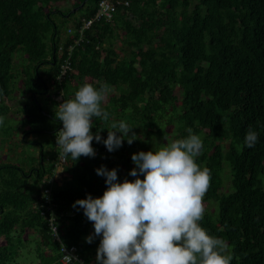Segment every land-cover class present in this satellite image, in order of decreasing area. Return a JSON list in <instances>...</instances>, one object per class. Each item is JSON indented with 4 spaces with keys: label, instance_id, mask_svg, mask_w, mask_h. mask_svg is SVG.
<instances>
[{
    "label": "trees",
    "instance_id": "obj_1",
    "mask_svg": "<svg viewBox=\"0 0 264 264\" xmlns=\"http://www.w3.org/2000/svg\"><path fill=\"white\" fill-rule=\"evenodd\" d=\"M128 1L79 40L80 26L99 0H75V9L91 6L72 21L74 9L62 10L65 0H0V153L3 147L11 152L0 154V264H16L28 230L39 238L37 264H62V245H76L86 264H97L101 237L86 242L93 224L83 209L73 208L76 200L106 190L96 169L115 168L120 182L135 180L129 175L135 149L155 151L186 138L189 128L203 141L196 162L211 176L201 227L227 243L230 264H264V0H197L192 7L191 0ZM66 58L70 68L58 79ZM85 83L118 92L101 106L109 120L93 118V133L105 128L101 136L107 139L109 124L123 120L138 138L131 145L125 139L113 152L94 139L98 154L78 161L69 156L57 171L63 181L51 185L47 179L59 157L56 133L63 125L54 110L45 109L58 105L50 90L72 99ZM15 92L31 101L20 109L25 115L14 119L7 113ZM249 127L258 134L252 148L244 142ZM21 129L20 141L11 142ZM32 132L50 134V147L28 139ZM166 135L173 136L170 142ZM18 144L36 145L39 154L25 159L15 151Z\"/></svg>",
    "mask_w": 264,
    "mask_h": 264
},
{
    "label": "clouds",
    "instance_id": "obj_2",
    "mask_svg": "<svg viewBox=\"0 0 264 264\" xmlns=\"http://www.w3.org/2000/svg\"><path fill=\"white\" fill-rule=\"evenodd\" d=\"M108 92L107 84L97 89L85 83L74 98L55 106V119L63 125L56 133L61 158H94L99 152L92 146L94 139L105 145V151L113 152L125 139L131 145L138 138L123 120L109 124L107 139L101 136L105 128L93 133L94 117L102 122L109 120V113L101 107ZM3 123L4 117H0V125ZM187 132L186 138L155 151L134 153L131 159L136 167L129 175L135 180L120 182L115 168L96 169L97 175L105 178L106 190L101 197L88 194L76 200L73 208L83 209L93 224L94 233L86 237V242L91 244L101 237L97 264H230L227 243L209 235L199 223L211 176L209 169L196 162L203 148L201 137L191 128ZM257 140V132L249 127L245 145L252 148Z\"/></svg>",
    "mask_w": 264,
    "mask_h": 264
},
{
    "label": "rangeland",
    "instance_id": "obj_3",
    "mask_svg": "<svg viewBox=\"0 0 264 264\" xmlns=\"http://www.w3.org/2000/svg\"><path fill=\"white\" fill-rule=\"evenodd\" d=\"M75 0H65V3L67 5H64V4H61V6H65V8H62V10H73L74 9V12L72 13V15L70 16V21H72L73 19H77L79 17H81L83 15V13L85 12V10H87L88 7L91 6L90 3H86V6L85 8L83 9H75L73 8L72 6V3L74 2ZM197 0H191V5L190 7H192L194 5V3L196 2ZM55 4H58V3H55ZM72 6V7H71ZM60 20V27H61V31H63V28L65 26L64 23H62L61 19ZM68 28L71 27V23L67 25ZM71 29V28H70ZM118 32H120V29H117ZM66 34V32H64L62 34V37ZM83 36H84V32L81 34V37L79 38V40L83 39ZM119 37H122V35H120ZM119 37H116L115 38V41L117 42L120 38ZM115 42V43H116ZM61 52V49H59V53ZM120 55L121 52H120ZM15 64L18 65L19 69H21L20 67V64L21 62L19 61V59H15ZM116 90V91H115ZM52 92V95L50 94V98L51 99H54L55 101H58V104L61 103V100L64 99V96L62 95L63 92L62 90L59 91L58 94H55L51 88L50 90ZM177 91V90H176ZM179 92V93H178ZM115 93V95H117V89H115L114 87H111L110 88V92L108 93L107 95V98L109 97L110 94H113ZM178 94H180V91H177ZM15 95V98L13 100H11L10 104H11V109L9 110V113L8 116L9 117H12V118H17L19 117L20 115L21 116H24L25 113L24 111L22 112L20 109H23V105L25 103H29L31 101L30 99V96L27 95L26 93L24 92H18V93H14ZM45 97V94L42 95V98ZM42 98L40 97L39 100L41 101ZM106 98V99H107ZM102 104H104V101L101 103V106ZM30 105V104H29ZM54 102H50L48 107H46L45 109L48 108V110H54ZM31 108V107H30ZM26 109V112H28V110L30 109ZM42 115H39V117H41ZM20 118V117H19ZM46 123L49 125V126H52L51 123H49V120L46 118ZM28 126H24L22 129L24 128H27ZM17 132L16 136H14V138L11 139V142H19L20 141V136H21V131ZM172 137L173 136H170V135H166L165 138H164V141L166 142L167 138H169L168 142H170L172 140ZM28 139H32V140H35V141H39L40 143H44L48 148L50 147V144L48 143H45L46 141L48 142H52V138L50 136V134H44V133H40V132H32L31 134H29L28 136ZM15 151H18V155L20 154L22 157H24L25 159L33 156V155H37L39 154V149L36 145H24L23 147L18 144V148L15 149ZM135 151L138 153L140 152L141 150L140 149H135ZM11 152L8 151L7 147H3L2 150H1V156L4 158L5 155H8L10 154ZM49 158H46V164L49 163ZM66 162V161H65ZM64 162V163H65ZM62 169V163L58 164V165H55L54 166V172L51 175V177H49L48 181L51 180V185H55L56 183L57 184H60L62 181H63V177H61L62 175L59 174V172L57 171H60ZM225 188H227L228 186V182L226 181L225 183ZM43 193H44V190H43ZM49 200H52L51 198H49ZM92 233H94V229L91 230ZM28 236H30L29 238V241L26 243V247L23 248L22 250V255H19L18 257L15 258V261H16V264H37V253H36V247H37V244H38V237L36 235V232L34 230H28Z\"/></svg>",
    "mask_w": 264,
    "mask_h": 264
},
{
    "label": "built area",
    "instance_id": "obj_4",
    "mask_svg": "<svg viewBox=\"0 0 264 264\" xmlns=\"http://www.w3.org/2000/svg\"><path fill=\"white\" fill-rule=\"evenodd\" d=\"M128 5L129 1L128 0H99L98 2V6L97 9L95 11V13L89 17L88 19H84L81 26H80V34L83 33V31L86 28H89L93 25L94 22H97L101 19H105L107 21L112 20L113 17V13L116 10L118 5ZM69 51H70V47H69ZM69 60L68 58H66V61H64L61 65V74L60 76H58V79L61 78L64 73L67 71V69H69ZM62 102V100H61ZM66 161V159L61 158L60 156L57 159V163L55 165H58L60 163H64ZM48 180V179H47ZM49 182L51 183V180H49ZM44 193L46 196V199L49 200L50 197V188L47 187L44 189ZM54 212H50L49 214V225L52 229L53 235H55L56 237L58 236V229H57V225L54 223ZM61 250L63 252V255L61 257V263L62 264H84L83 260L81 259V257L79 256V254L77 253V249L76 246L72 245L70 247L67 246H61Z\"/></svg>",
    "mask_w": 264,
    "mask_h": 264
}]
</instances>
